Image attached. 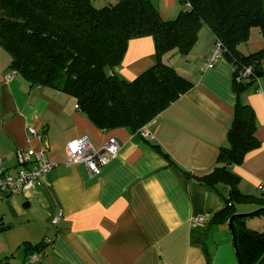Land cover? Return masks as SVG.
Returning a JSON list of instances; mask_svg holds the SVG:
<instances>
[{
	"label": "crops",
	"instance_id": "crops-1",
	"mask_svg": "<svg viewBox=\"0 0 264 264\" xmlns=\"http://www.w3.org/2000/svg\"><path fill=\"white\" fill-rule=\"evenodd\" d=\"M116 1L95 2L102 6ZM179 3L156 0L154 5L164 19L174 20L183 10ZM255 30L241 46L244 54L264 47ZM216 40L204 27L189 55L173 52L163 58L193 86L148 123L152 139L127 127L102 129L70 95L32 86L18 75L8 79L12 57L0 47L4 170L16 175L21 167L18 154L23 151L43 153L55 165L43 186L29 196L7 195L0 202V231L7 228L0 232V264H25L33 254L42 255L37 264H241L229 222L212 221L227 204L225 198L198 179L217 165L238 102L227 58L213 69L202 68ZM156 63L154 38H135L115 74L133 81ZM257 86L242 101L255 112L260 146L234 171L242 194L259 197L264 186V61ZM82 136L96 148L110 139L120 146L98 176L90 175L83 164L69 163L67 145ZM35 166L33 161L28 167ZM245 206L250 209L240 211ZM251 207L255 206H236L246 223L264 206ZM198 216L207 218L204 228L194 227ZM54 218H59L57 225L52 224Z\"/></svg>",
	"mask_w": 264,
	"mask_h": 264
},
{
	"label": "trees",
	"instance_id": "trees-1",
	"mask_svg": "<svg viewBox=\"0 0 264 264\" xmlns=\"http://www.w3.org/2000/svg\"><path fill=\"white\" fill-rule=\"evenodd\" d=\"M95 1L0 0V47L12 57L10 70L32 86L70 95L102 129L138 131L193 86L163 58L173 52L189 55L200 31L209 28L233 66L232 90L238 102L217 165L198 179L227 202L215 214L214 224L229 222L237 205L264 206V193L242 194L234 171L260 146L255 112L242 96L258 87L264 47L244 54L241 46L253 29L264 39V0H181L185 8L174 20L164 19L153 0H117L102 6ZM145 36L155 40L157 63L133 81L119 79L115 70L129 41ZM263 214L260 210L252 216ZM233 227L241 264H264V232L249 229L239 216Z\"/></svg>",
	"mask_w": 264,
	"mask_h": 264
},
{
	"label": "built area",
	"instance_id": "built-area-1",
	"mask_svg": "<svg viewBox=\"0 0 264 264\" xmlns=\"http://www.w3.org/2000/svg\"><path fill=\"white\" fill-rule=\"evenodd\" d=\"M190 7L189 4L186 5ZM223 58V47L221 43L216 44L211 55L205 60L203 70L207 71L215 68L220 59ZM250 70L246 72V75ZM16 76L15 72H10L8 79ZM78 109L79 107L76 106ZM145 139H152V133L149 130V124L139 130ZM120 146L115 139L108 140L102 147L96 148L88 136H82L72 140L67 145V153L70 164H83L90 175L98 176L103 169L108 166L117 156ZM21 163L20 170L16 175L7 174L3 167V160L0 158V202L7 195L22 194L29 196L37 187H42L46 176L53 171L55 165L48 162L43 153L33 155L29 152H20L18 154ZM35 161L36 166H28ZM260 192L264 193V186H260ZM59 223V218L52 220L53 225ZM207 224L205 216L194 218L193 225L197 228H204ZM41 254H33L25 264H37L41 261Z\"/></svg>",
	"mask_w": 264,
	"mask_h": 264
},
{
	"label": "rangeland",
	"instance_id": "rangeland-1",
	"mask_svg": "<svg viewBox=\"0 0 264 264\" xmlns=\"http://www.w3.org/2000/svg\"><path fill=\"white\" fill-rule=\"evenodd\" d=\"M154 3L156 4V0L154 1ZM180 7H181V3L178 4ZM183 8H185L184 5H182ZM177 17V15H176ZM175 17V18H176ZM255 32H257V30L254 29ZM254 33V32H253ZM7 51V50H6ZM8 52V51H7ZM9 53V52H8ZM252 206H255L256 205H252ZM255 207H251V208H255ZM240 211H244L246 209H250V207H239ZM257 210V209H256ZM259 210V209H258ZM247 226L253 230H259L260 232L264 231V215H261V216H254V217H250L248 220H247Z\"/></svg>",
	"mask_w": 264,
	"mask_h": 264
},
{
	"label": "water",
	"instance_id": "water-1",
	"mask_svg": "<svg viewBox=\"0 0 264 264\" xmlns=\"http://www.w3.org/2000/svg\"><path fill=\"white\" fill-rule=\"evenodd\" d=\"M260 210H264V209H260ZM260 210H258V211H256V212H259ZM256 212H255V213H256ZM255 213H253V214H255ZM237 216H239V217H243V216H245V215L235 214L234 216L231 217V219H230V221H229V225H230L231 231H232V233H233V235H234V241H235V246H236V252H237V242H236V234H235V230H234V227H233V220H234V218H236ZM6 230H7V228H4V229H2L0 232H4V231H6ZM237 255H238V252H237ZM240 263H241V262H240Z\"/></svg>",
	"mask_w": 264,
	"mask_h": 264
}]
</instances>
